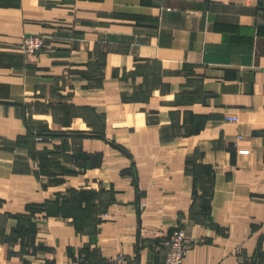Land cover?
<instances>
[{
  "label": "crops",
  "instance_id": "0c3cea01",
  "mask_svg": "<svg viewBox=\"0 0 264 264\" xmlns=\"http://www.w3.org/2000/svg\"><path fill=\"white\" fill-rule=\"evenodd\" d=\"M177 227L264 264V0H0V264H166Z\"/></svg>",
  "mask_w": 264,
  "mask_h": 264
},
{
  "label": "built area",
  "instance_id": "2783aa9c",
  "mask_svg": "<svg viewBox=\"0 0 264 264\" xmlns=\"http://www.w3.org/2000/svg\"><path fill=\"white\" fill-rule=\"evenodd\" d=\"M47 45V37L43 35H25L22 39L21 49L25 55H35L42 51ZM228 121L237 122V117L228 116ZM166 264H183V259L192 248L187 241L183 227H177L166 242Z\"/></svg>",
  "mask_w": 264,
  "mask_h": 264
}]
</instances>
